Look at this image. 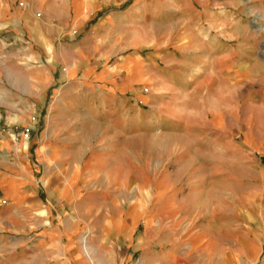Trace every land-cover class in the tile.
<instances>
[{
  "label": "crops",
  "instance_id": "crops-1",
  "mask_svg": "<svg viewBox=\"0 0 264 264\" xmlns=\"http://www.w3.org/2000/svg\"><path fill=\"white\" fill-rule=\"evenodd\" d=\"M22 3L0 0V80L10 81L0 86V119L32 127L42 122V129L31 145L24 134L18 142L0 137V149L14 148L11 166L19 173L1 175L0 186L8 212L22 220L16 248H27L30 264H131L136 255V264H264V207L241 214L239 227L229 217L223 229L171 225L159 247L146 232L137 241L134 201L126 219L109 215L108 207L119 206L118 191L135 183L140 156L133 147L91 152L87 145L91 133L105 142L141 136L171 146L144 155L165 167L163 195L202 164L208 173L216 164L225 173L238 166L257 178L244 182L251 203L264 191V55L263 42L249 39V22L241 18L248 8L198 11L178 0ZM256 14L251 27L261 31L264 10ZM10 94L18 96L9 101ZM3 161L0 173L10 163ZM9 182L14 196L6 194ZM162 198L175 211L186 203L178 194ZM180 217L170 222L189 220ZM121 235L130 239L126 249Z\"/></svg>",
  "mask_w": 264,
  "mask_h": 264
},
{
  "label": "rangeland",
  "instance_id": "rangeland-1",
  "mask_svg": "<svg viewBox=\"0 0 264 264\" xmlns=\"http://www.w3.org/2000/svg\"><path fill=\"white\" fill-rule=\"evenodd\" d=\"M185 8L189 7L192 9H197L198 11L206 9L207 7H218L223 8L226 5L232 6H242L247 7V13L242 14L241 18L249 22L248 35L249 39H258L263 42L260 52L264 55V29L261 31H256V29L251 27V22L256 21L255 16L256 11L262 12L264 10V0H178ZM17 2H24L26 0H17ZM129 2H126L128 5ZM259 17V16H258ZM262 18L259 21H261ZM252 48V47H251ZM10 81L6 77L1 78L0 86H9ZM18 95L10 94L7 96L9 101H13ZM11 97H13L11 99ZM26 99V95H25ZM1 116H4V109L0 110ZM139 117L142 115L139 114ZM42 129V122L39 125L32 127L29 124L21 122H10L6 123L3 118L0 119V137L8 136L13 142H18L25 135L28 137V142L31 145L32 140L38 135ZM92 129V127H91ZM99 132V131H98ZM97 132V133H98ZM24 134V136H23ZM90 141L87 142L88 149L91 152L99 151L105 146H109L117 149L120 145V149L131 148L135 149L137 155L140 156L141 162L137 161V171L135 174V183H131L127 188L120 189V204L119 206L108 207L109 215L118 213L126 219V215L129 213L128 203L133 202L136 204L135 209L137 213L136 217V227L135 235L133 236L137 241L146 234L149 236L151 245L153 247H159L160 244H166L163 235L167 229H178L184 230L206 228L208 226H215L216 229H223L224 219L231 217L232 226L239 227V217L241 214L247 212L250 214H260L264 203V191L258 192L252 196L251 203L245 202L246 193H249L244 187L245 181H256V176L254 174H244L240 173L238 166L232 167L230 172H223L219 165L216 164L214 172H205L207 165L200 167V171L196 174H182L180 175L181 185L178 190L173 191L167 195H163L165 191L162 189V180L165 178L163 167L160 163V159L152 158L148 163V158H144L148 152H152L153 155H160V151L171 150V146L163 147L157 139L153 141L144 140L143 137L137 136L134 142H120L103 141L102 137H94L90 133ZM26 137V138H27ZM96 138V140L94 139ZM234 141H239V138H235ZM14 144V143H13ZM169 145V144H168ZM165 146V144H163ZM167 146V145H166ZM199 148L201 150H209L207 143H200ZM14 150V148H13ZM13 150L9 147L0 149V163L9 161L5 168L1 171L0 176H5L7 178H14L18 176V171L15 167H12L11 162L15 165L17 163V156L14 154ZM28 160L32 167H34L35 161L33 158V148L29 147L27 153ZM219 159H217L218 163ZM233 161H238V159H233ZM22 167H25L22 165ZM150 169V171H149ZM37 177V175H35ZM6 194L15 195L14 184L9 182L6 186ZM13 190V192H12ZM95 191L100 195L102 190L99 187H95ZM255 191V190H254ZM176 194L183 198L186 203L178 207L177 211L170 204H161L162 197H167V199H173ZM250 198V196L248 195ZM9 203V199L4 197V191L0 186V210H2V215L0 218V264H30L29 260L31 258V253L27 252V248L20 249L16 248L17 239L16 236L23 234L22 220L15 216L14 214L8 212L11 206H6ZM107 210V209H106ZM180 214V219L188 217L186 221L182 224L171 223L172 218L175 214ZM146 216V217H145ZM151 218V220L144 221L145 218ZM163 219V222H160ZM180 222V221H179ZM252 224H256V221H252ZM125 225V224H124ZM171 225H174L170 228ZM120 228L119 231H121ZM30 235V231H27ZM236 237V236H235ZM82 242L86 245L85 241L88 238H82ZM194 240H196L194 238ZM161 242V243H160ZM33 243L32 238L27 239V245L31 246ZM83 244V245H84ZM130 246V239L124 238L122 235L120 237V247L126 249ZM234 244H238L233 243ZM20 246V244L18 245ZM87 246V245H86ZM84 256V255H83ZM137 255L131 260V264H136ZM236 263L237 259L234 260Z\"/></svg>",
  "mask_w": 264,
  "mask_h": 264
},
{
  "label": "bare ground",
  "instance_id": "bare-ground-1",
  "mask_svg": "<svg viewBox=\"0 0 264 264\" xmlns=\"http://www.w3.org/2000/svg\"><path fill=\"white\" fill-rule=\"evenodd\" d=\"M83 250L87 253V247L85 244L83 245Z\"/></svg>",
  "mask_w": 264,
  "mask_h": 264
},
{
  "label": "built area",
  "instance_id": "built-area-1",
  "mask_svg": "<svg viewBox=\"0 0 264 264\" xmlns=\"http://www.w3.org/2000/svg\"><path fill=\"white\" fill-rule=\"evenodd\" d=\"M23 5V3L22 2H19V6H22Z\"/></svg>",
  "mask_w": 264,
  "mask_h": 264
}]
</instances>
